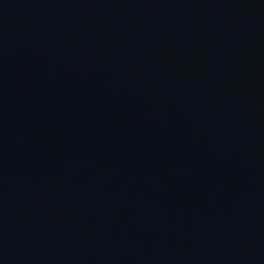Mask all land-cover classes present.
Wrapping results in <instances>:
<instances>
[{
  "label": "water",
  "instance_id": "obj_1",
  "mask_svg": "<svg viewBox=\"0 0 264 264\" xmlns=\"http://www.w3.org/2000/svg\"><path fill=\"white\" fill-rule=\"evenodd\" d=\"M0 264H264V0H0Z\"/></svg>",
  "mask_w": 264,
  "mask_h": 264
}]
</instances>
